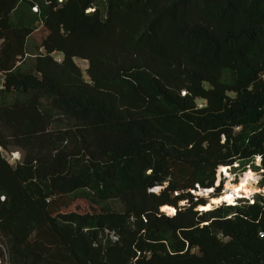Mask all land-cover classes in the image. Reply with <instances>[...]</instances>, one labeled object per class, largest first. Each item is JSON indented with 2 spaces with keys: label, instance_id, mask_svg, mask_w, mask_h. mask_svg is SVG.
Instances as JSON below:
<instances>
[{
  "label": "trees",
  "instance_id": "trees-1",
  "mask_svg": "<svg viewBox=\"0 0 264 264\" xmlns=\"http://www.w3.org/2000/svg\"><path fill=\"white\" fill-rule=\"evenodd\" d=\"M0 76V264H264L262 194L191 193L264 164V0H0Z\"/></svg>",
  "mask_w": 264,
  "mask_h": 264
},
{
  "label": "rangeland",
  "instance_id": "rangeland-1",
  "mask_svg": "<svg viewBox=\"0 0 264 264\" xmlns=\"http://www.w3.org/2000/svg\"><path fill=\"white\" fill-rule=\"evenodd\" d=\"M47 34L46 28L41 23H36L34 31L28 36L26 40V54L25 57L27 58L28 62H30L35 55L43 52V49L40 47V42L44 38V36ZM56 57H60L61 55L55 53ZM26 60V61H27ZM75 62L79 65L81 68L83 75L87 79L86 75V67H87V60L76 57ZM199 103L202 101L198 100ZM3 155L7 158L10 164L14 165L16 162L20 161L22 159V153L18 149H14L13 151L7 152L2 150ZM257 159H255V162L257 163ZM254 162L255 165H257ZM228 166V165H227ZM233 166V167H232ZM229 170H223L220 169L222 167H218L216 169L215 173V182L217 185L216 189L212 191L210 194L204 193L201 191L202 188H196V190H191L192 194H200L202 199H204L207 203L206 206L199 205L196 208L203 209L208 208L211 209L213 207L219 206V205H234L236 203L242 204L246 201L253 202L254 199L257 198V194H262L264 196V181H263V175L260 169L254 168L251 165H247L245 167L241 165H235L233 163ZM246 170V171H245ZM222 172V173H221ZM245 173H253L254 174V182H251L249 185H244L243 182L240 180V177L244 175ZM227 175H231L230 182ZM248 182V183H249ZM234 185L237 190L234 194L238 198H234L233 200L226 201L220 203L219 201L222 200V197H225V195H229L230 191L228 188H226L227 184ZM249 186L252 190H255L256 192L250 194V196L245 195V187ZM162 186L157 185L152 188L153 191L158 192L160 191V188ZM209 190L208 188H206ZM206 190V191H207ZM181 203V202H180ZM111 208L116 211H122L123 207L121 203L118 200H108L105 203H96L93 202L90 198L84 196L82 193H77L75 196H62L60 197L56 203L55 208L56 210L60 212H70L75 211L78 213H98L103 211L105 208ZM207 209V210H208ZM205 210V209H204ZM173 211H171L172 213ZM166 214H171L165 211Z\"/></svg>",
  "mask_w": 264,
  "mask_h": 264
},
{
  "label": "bare ground",
  "instance_id": "bare-ground-1",
  "mask_svg": "<svg viewBox=\"0 0 264 264\" xmlns=\"http://www.w3.org/2000/svg\"><path fill=\"white\" fill-rule=\"evenodd\" d=\"M227 177L229 178V182H230L231 181L230 180V177L231 176L230 175H227ZM240 180L243 182L244 185H247V184L249 185L251 182L252 183L254 182V174L253 173H245L244 175H242L240 177ZM249 181H251V182H249ZM226 188H228L230 190V191H228L230 194L229 195L226 194L225 197H222V200L219 201L220 203L226 202L227 200L232 199L235 196L234 194H232V193H235L236 190H237V188L234 185L228 183L227 186H226ZM208 189L209 190L205 191V193H207V194H209L208 191H210L212 188H208ZM254 192H256V191L255 190H252L251 188H249V186L245 187V195L246 196H250V194H252ZM164 206L165 207H163V209H162V210H164V212L167 211L168 213H171V211H173V208L172 207L167 206V205H164ZM203 209L206 210V208H204V207H203Z\"/></svg>",
  "mask_w": 264,
  "mask_h": 264
},
{
  "label": "water",
  "instance_id": "water-1",
  "mask_svg": "<svg viewBox=\"0 0 264 264\" xmlns=\"http://www.w3.org/2000/svg\"><path fill=\"white\" fill-rule=\"evenodd\" d=\"M235 165H237V163H234ZM226 167H229V169H230V167H231V165H228V166H226ZM217 185L218 184H216V183H214L212 186H210L209 188H212L210 191H208V193L210 194L212 191H214L215 190V188L217 187ZM162 188V187H161ZM160 188V189H161ZM196 188H200L198 185H196ZM207 189L206 188H202L201 189V191L202 192H204L205 193V191H206ZM198 195H200V194H198ZM206 203V202H205ZM204 203V204H205ZM184 204V202H181L179 205H183ZM204 204H202V205H204ZM167 206H170V207H172L173 208V213L172 214H170V215H173V214H175V212L177 211V208L176 207H174V206H171V205H168V204H166ZM162 210V209H161ZM200 210H204V209H200ZM162 211H164V210H162Z\"/></svg>",
  "mask_w": 264,
  "mask_h": 264
},
{
  "label": "built area",
  "instance_id": "built-area-1",
  "mask_svg": "<svg viewBox=\"0 0 264 264\" xmlns=\"http://www.w3.org/2000/svg\"><path fill=\"white\" fill-rule=\"evenodd\" d=\"M1 83H2V78L0 76V85H1ZM236 129H239V127H237ZM255 159L258 160L257 163L255 162L257 164L256 166H260L259 169L261 170L262 175L264 177V164H261V161H262L261 156L257 155V156H255ZM263 180H264V178H263Z\"/></svg>",
  "mask_w": 264,
  "mask_h": 264
}]
</instances>
